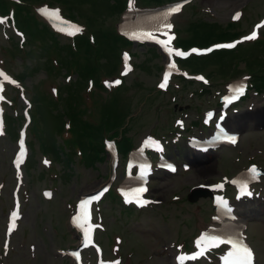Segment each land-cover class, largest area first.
Masks as SVG:
<instances>
[{"label": "rangeland", "instance_id": "rangeland-1", "mask_svg": "<svg viewBox=\"0 0 264 264\" xmlns=\"http://www.w3.org/2000/svg\"><path fill=\"white\" fill-rule=\"evenodd\" d=\"M36 1L38 0H30L34 11L36 6L48 3L52 5L47 6H60L63 13L66 12L69 16V10L63 8L61 6L63 3L59 0ZM76 1L78 2L74 3L82 4H75V11L78 15H73L74 20L83 24L86 32V26L90 30L92 29L94 40L97 37V28L100 33H103V31H110L113 27L118 29L122 22V13L125 8L119 12L106 13L104 4L109 0ZM152 3L154 2L152 1ZM142 4L143 2L138 0V5L144 6ZM263 8L264 0H189V3L185 4L179 12L169 19V23H173L174 27L167 29L165 34L172 37L171 42L174 43L173 34L175 31L178 34H185L186 31L183 27L187 25L186 23L201 19L215 25L219 24V27H222L231 20L232 13L239 12V10L242 16L239 20L240 24L236 26L239 32L244 33L262 15ZM22 12L28 15L26 9ZM37 20L40 21L41 18ZM39 25L44 24L39 23ZM262 31L264 32V26ZM5 33L0 27V74H2L3 69L8 73V77L18 78L25 87L26 96L30 98L31 102H34L33 94L37 87H40L42 80L45 81L44 88L46 91L51 93L52 88H58L62 84H68L77 79L76 72L69 71L66 75L63 74L65 69L53 73V79H50L48 77L50 74L46 73L44 68L43 54L39 55L40 51L37 50V45L33 44L36 43L33 39L29 40L27 45L31 48L35 45L36 56L39 55L38 57H28L22 63L21 53L14 52L15 55H9L7 53L9 40ZM7 33L12 34L10 31ZM57 39L60 43L71 41L70 38L62 35ZM124 48L132 54L133 68H129L130 70L121 74L123 83L118 85L119 87L122 86L118 92V100L109 109H114L121 115L131 111L130 119L135 116L130 122L127 120L125 124H129L126 135L129 136L132 143L131 149L147 133L165 137L169 141L167 153L176 157L179 170L174 175L164 172L155 174L150 184V194L160 199L162 201L160 204L137 210L124 208L118 204V201H112L109 196L104 199L100 203V213L104 217L106 230L98 232L97 239L104 246L107 256L119 255L122 257L120 264H173V247L179 245L183 249H188L189 244L193 241V238L190 241L189 239L198 234H196L198 227L208 222L209 214L212 213L213 217V209L208 202V197L199 196L195 202L187 199L189 187L197 182L219 179L223 173H234L242 169L241 166L247 161L260 160L262 156L257 153L259 149L264 152V123L252 126V122L247 121V125L239 129L238 127L235 129L230 124V127L239 131L242 136L238 147L236 146L237 148H227L229 150L197 156L201 160L212 158L211 160L215 163L212 170L202 171L198 166L192 171H182L180 162L186 161L187 157L192 154L186 151L182 140L177 143L178 150L174 151L173 143L176 138L169 137L174 134L177 128L174 121L176 118L184 119L185 126L190 131L194 130V133L201 134L199 127L191 126L194 125L193 122L200 119L206 108L216 103L217 92H224L227 83L249 74L247 73L249 71L253 73L255 70L259 73L263 70L264 47L246 44L241 45L234 52L214 54V56L206 58L204 62H201L202 59L200 58H195V61L191 59L190 64L187 63L188 67H184L191 72H202L209 78V83L204 85L193 80L185 82L174 77L170 83V88L165 91L158 89L160 71L165 62L158 49L156 50L149 44H131ZM244 52L245 54H243ZM238 53L243 55L236 56ZM207 61L210 62L207 63ZM217 62L222 63V67L220 64L218 66ZM107 67L109 68L105 69L107 72L113 70L111 65ZM121 68L122 65H120ZM116 74L102 79L103 82H107L103 84L104 89H100L95 83L89 90L85 87L84 99L87 100L90 96L89 91L93 90L96 105L101 101L105 105L111 103L113 94L109 92L115 87L116 80L113 77ZM67 75H69V80ZM62 87L61 93L67 92V88L62 89ZM31 88L33 90L32 96ZM7 91L11 97L16 98L15 103H18L19 106L16 111L22 113L24 103L20 101L19 95H16L10 86H7ZM253 91L251 89L247 98L240 103L239 113L233 115L232 120L241 114L252 113L257 108H264V88L256 90V96L253 95ZM44 99L37 113V118L42 126V133L38 131V138L32 136L29 129L30 125H28L30 156L34 158L35 162L31 168L27 165L23 168L24 177L20 190L22 203L20 218L17 229L10 237L7 253L3 252L1 245L6 213L11 208V190L14 185V176L10 158L15 149V138L9 133L5 137H0V264H69V259L63 253V249L74 247L77 244V239L68 223V215L72 211L73 203L83 193L100 186L107 180L110 173L108 155L93 165H85L80 161V158H77L76 154L69 164L53 159L52 169L42 165L40 155L44 152L40 148V142L42 143L43 131L44 141L47 145L52 146L55 141L61 143L60 135L57 134L61 122L59 118L64 119L67 115L74 117L69 111L70 108L73 106L74 109V105L81 104L77 97L75 104L74 101H69V95H65L57 104L46 97ZM109 109H106V114L109 116L108 121L111 125L120 117L112 116V110L109 113ZM6 110V114L13 113L14 116L11 106L6 105ZM92 111L97 113L93 119L95 121L101 120V123L106 126V121L99 118L98 112H95V109ZM33 113L35 114L32 108ZM11 122L17 124V121ZM22 122L23 120L19 125ZM10 131L13 132L14 129L10 128ZM63 133L68 135L66 130ZM179 147H181V151ZM76 153L78 152L76 151ZM48 154L52 156L50 153ZM252 154L257 156L252 157ZM236 157L239 158L238 162L234 161ZM261 161L264 162V160ZM47 174H50V177L54 176L53 181H51L52 179L49 180ZM121 179L123 178L119 168L112 185L113 189ZM50 183L55 184V187L52 188L54 195L52 199L46 200L42 197L41 190L48 187ZM176 194L181 195L183 200L174 201L172 198ZM262 206H264V202L261 199L247 201L238 206V209L241 210L239 219L247 225L249 241L257 252L256 264H264V211ZM116 239H119V242H116ZM86 256L94 259V254L91 251L87 252ZM213 258L215 257L213 256ZM188 264L213 263L200 261Z\"/></svg>", "mask_w": 264, "mask_h": 264}, {"label": "trees", "instance_id": "trees-1", "mask_svg": "<svg viewBox=\"0 0 264 264\" xmlns=\"http://www.w3.org/2000/svg\"><path fill=\"white\" fill-rule=\"evenodd\" d=\"M25 4H18L17 11H16V19L19 25H21L28 34V41L33 39L37 45V50L40 51V54H43L42 59L44 60V68L49 74L57 73L60 69H65L66 72L69 70H74L77 74V79L72 81L68 84H62L59 86V93L57 99H53L48 93L42 88V83H40V87L35 90L33 94L34 99V112L36 114L39 109L41 108L44 97L48 98L53 103H58L61 101L65 95H69V101H74L76 97L81 101V104L74 105L70 108V113L74 115V117L67 115L71 120V133H72V140L69 141V144L72 145L73 143L79 144L84 153V160L86 164L94 163L99 154L101 153L104 155V148L101 141L102 132L105 130L114 129L115 127H120L124 121V118L127 116V113L121 115L120 112L109 109L112 107L114 103L118 100V92L120 90L119 87L117 90L114 91V96L111 98L109 104L105 105L103 101L96 105V111L99 114V118L106 121V126L101 123V120L92 122L89 117L86 115H90L89 109L84 106L83 97H82V90L86 85V80L88 78H92L95 80L97 85H100V79L103 75H109L114 72L117 66V62L119 61V49L121 46H124L126 43V39L120 36L116 30V28H111V30L106 31L103 33L99 32L97 28V37L95 38L96 41L91 42L87 35L78 36L74 39L73 44L71 43H60L57 39V36L46 26V25H39L41 23L33 12L31 11L28 3L30 0H24ZM61 1L65 8L68 9V14L74 18L73 15H78L75 11L76 7L75 4H82V3H74L78 2L76 0H59ZM144 3L151 4L152 1L154 3H158L160 0H143ZM125 4V0H109L106 2L104 10L106 13L110 12H119ZM0 7L5 8L6 2L5 0H0ZM26 9L28 15H26L22 10ZM30 11V12H29ZM220 25H215L207 21H193L190 23L189 28L191 31V35L187 38H180L179 44L182 45H189L193 43L197 44H206L207 42L219 39H227L238 32L235 31L236 25L227 24L226 26L219 27ZM94 33V31L92 30ZM17 51L19 48L17 47L16 43L13 44ZM35 45L33 47H29L26 49L24 54L29 58H36V50ZM254 46L264 47V41L259 40ZM238 49V48H237ZM237 49H235L237 51ZM222 50L219 52H214L210 56H214V54H219L221 52H234ZM245 53V52H244ZM243 53V54H244ZM243 54L238 53L236 56H241ZM202 57V61L204 62L206 58L210 57ZM52 57H55L56 63L58 64L54 67L52 63ZM256 57V56H255ZM104 59V62H103ZM210 62V61H209ZM207 61V63H209ZM216 63V62H215ZM192 64V63H191ZM222 67V63H218ZM112 66V71L107 72L105 69H109L107 66ZM198 67L197 65H194ZM261 67V66H260ZM263 70L259 71L254 75V82L255 85L259 88L264 87V65L262 66ZM256 72V71H255ZM21 77H24L21 75ZM62 89L67 88V92L61 93ZM94 95V93H92ZM79 105V106H78ZM106 109H109V113L111 112L112 116L120 117L118 121H113L112 124H109V116L106 114ZM60 125L57 131H60L62 128V117L59 118ZM39 121V120H38ZM120 121V123H119ZM129 146V142L125 137L121 138L120 148L122 150H126ZM45 150L52 151L56 158L59 160L65 161L68 163L72 158L73 151L70 150L69 152H65L62 146L56 148V145L53 143V146L44 145ZM31 160L28 161V166H31Z\"/></svg>", "mask_w": 264, "mask_h": 264}, {"label": "snow or ice", "instance_id": "snow-or-ice-1", "mask_svg": "<svg viewBox=\"0 0 264 264\" xmlns=\"http://www.w3.org/2000/svg\"><path fill=\"white\" fill-rule=\"evenodd\" d=\"M172 11H173V12H176V11H179V9L176 8V9H173ZM47 14H48V15H53V16L56 15L55 13H47ZM238 15H239V14H237V18H238ZM3 22H4L3 20H0V23H3ZM166 27H167L168 29H171L172 26L169 24V25H166ZM80 31H81V29H80L79 27H73L72 30L68 32V34H69V35H74L75 33L80 32ZM255 37H256V33L253 32L252 35L246 37L245 39H255ZM171 39H172V37H169V40L164 41V44L167 45V44L170 42ZM224 47H234V45H231V44H230V45H225ZM167 51H168L169 53H171L173 50H172L171 48H167ZM194 51H195V50H194ZM208 51H211V49H209ZM175 54L178 55V56H183V55H185L184 53H181V52H176ZM125 59H127V56H125ZM128 70H130V69H128V68H127V65H126V71H128ZM0 75H2V74H0ZM5 79H7V77H5ZM201 79H202V78H201ZM166 82H167V76H165V82H164V83H161V84L159 85V87L164 88L165 85H166ZM116 83H119V81H116ZM236 91H237L238 93L242 94V93H243V88H242V87L237 88ZM234 98H235V97H234ZM209 115H211V114H209ZM232 142H233V143L235 142V139H234V138H232ZM250 172L252 173V178L255 179V178H256V175H257V170H256V168L253 167L252 169H250ZM216 187H217V188H222L223 185H217ZM145 190H146V189H140L139 192H143V191H145ZM240 194H241V195H249V196L251 195V193L248 192V190H247V185H242V186H241ZM46 195H48V194H46ZM97 198H98V197H97ZM126 202H127V201H126ZM87 203H88L87 201L82 202L81 207H82L84 204H87ZM137 203H138L140 206H143V205L147 204L148 201L137 200ZM217 203L220 205V207H222V208H227V202L224 201L222 198H219V197H218V198H217ZM229 211H230V209H229ZM15 216H16V213H13V217H15ZM74 222H76V223L78 224V226L83 227V224L80 223L79 217L74 218ZM14 226H15V225L13 224L11 227H14ZM11 227H10V229H9L10 231H11ZM90 233H91V227L86 228V229H85V239H86V243H91ZM201 239L203 240L204 238L202 237ZM218 243H220V241H215V240L205 241V248H206L209 244H211L212 246H215V245L218 244ZM233 249H234V251L231 252V253H229V256L225 258L226 261H228L229 258H231V264H252V252H251L250 249H248L246 246H243V245H237V244H233ZM200 254L202 255L203 252H201ZM193 258H194V257H193ZM179 259L182 260L183 257H181V258H179Z\"/></svg>", "mask_w": 264, "mask_h": 264}, {"label": "bare ground", "instance_id": "bare-ground-1", "mask_svg": "<svg viewBox=\"0 0 264 264\" xmlns=\"http://www.w3.org/2000/svg\"><path fill=\"white\" fill-rule=\"evenodd\" d=\"M250 121H254L257 124H262L264 123V108H257L253 113H244L241 114L239 117H234V119L232 120V124L238 128H244L247 123ZM212 158H208L204 161H201V159L198 158H193V162L195 165H199V169H201L202 171L205 170H212L213 166H214V161L211 160ZM211 160V161H210ZM56 174V173H55ZM49 180L52 179L51 181H53L54 176L50 177V174H47ZM53 187H55L54 183H50L48 185V187H45L43 189H52ZM52 198V197H51ZM263 211H264V206H263ZM202 223V221L200 222V224ZM199 227H201L202 229H204V224L200 225ZM212 231H216V229L212 228Z\"/></svg>", "mask_w": 264, "mask_h": 264}, {"label": "water", "instance_id": "water-1", "mask_svg": "<svg viewBox=\"0 0 264 264\" xmlns=\"http://www.w3.org/2000/svg\"><path fill=\"white\" fill-rule=\"evenodd\" d=\"M201 194L204 195V193L201 191H194V193L191 195V199L194 200Z\"/></svg>", "mask_w": 264, "mask_h": 264}]
</instances>
